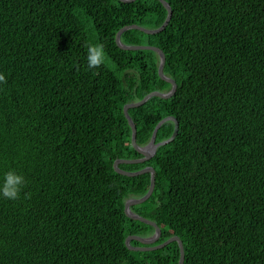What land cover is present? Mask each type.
<instances>
[{"label":"trees","instance_id":"trees-1","mask_svg":"<svg viewBox=\"0 0 264 264\" xmlns=\"http://www.w3.org/2000/svg\"><path fill=\"white\" fill-rule=\"evenodd\" d=\"M166 1L164 30L121 35L161 48L177 83L128 110L138 145L159 123L163 142L153 193L131 207L160 243L181 239L184 264H264V0ZM167 15L161 0H0V177H25L18 199L0 197V264H179L178 241L126 244L155 231L125 212L151 174L114 166L140 155L124 106L172 88L157 52L116 34ZM97 43L105 63L89 68Z\"/></svg>","mask_w":264,"mask_h":264},{"label":"water","instance_id":"water-1","mask_svg":"<svg viewBox=\"0 0 264 264\" xmlns=\"http://www.w3.org/2000/svg\"><path fill=\"white\" fill-rule=\"evenodd\" d=\"M122 1L123 2H131V1H134V0H122ZM161 2L167 8L168 15L166 17V20L164 21V23L160 27H158L156 29H149V28H146V27H143V26H140V25L132 24V25L123 26L116 34V42L123 49H132V50L148 49V50H153V51L157 52L159 54V57H160L159 74H160V76H161V78L163 80L167 81L168 83H170L172 85L171 90L168 91V92H162V91H158V90L152 91V92L148 93L147 95H145L141 100L128 103V104H126L124 106V112H125L126 117L128 118V120H129V122L131 124V127H132V141H133V145L135 146V149L141 154H143L144 151H145V148H147L149 146L152 148L153 153H155L157 147L161 143H163V142H157L156 141L157 131H158L161 123H159L156 126V128L154 130V133H153V136H152L151 141L149 142V144H147L146 146L138 145L137 142H136V139H137V127H136L135 123L133 122V120L131 119V117H130V115L128 113L129 108L141 106L153 96H159V97H163V98L170 97L171 95H173L175 93V91L177 89V83L172 77H169V76L165 75V73H164L166 57H165V54H164V52H163V50L161 48H159V47H157L155 45H128V44H125V43L122 42L121 35H122V33L125 30L131 29V28H136V29L142 30V31H144L145 33H148V34H156V33L161 32L162 30H164V28L168 25V23H169V21H170V19L172 17V9H171L170 4L166 0H161ZM168 119H170V117H168ZM175 121H176V128H175V131H174V133L172 135V138L176 136V134L178 132V128H179L178 121L176 119H175ZM147 159H149V157H147V158L146 157H142V158H138V159H117L114 162V166H115L116 170L118 172H120V173L125 174V175L136 176V175L144 174L147 171H150L152 173V175H151V184H150L148 192L143 197L132 198L129 201H127L126 206H125V212L132 219L141 220V221L147 222L150 225L154 226L155 227L156 238L151 239V238H144V237H141V236H138V235H129L126 238V244L131 249L143 251V250H155V249H158V248H163L164 246L168 245L169 243H171L173 241H178V243L180 245V248H181V257H180L179 264H184L185 250H184V247H183V243H182L181 239L178 236H172V237L168 238L167 240H165L164 242L160 243L159 245L148 247V248H146V247H135V246H132L130 244L131 240H133V239L138 240V241H140L142 243H145V244H152L153 242L157 241L160 238L161 233H162L161 232V228L158 226V224L156 222H154L152 220H149V219H147V218H145V217L133 212L132 209H131L132 205L143 203L144 201H146L152 195L153 190L155 188V184H156L155 169L150 168V169H147V170L144 169V170H139V171H125V170L119 168V164H121V163L137 164V163H142V162L146 161Z\"/></svg>","mask_w":264,"mask_h":264},{"label":"clouds","instance_id":"clouds-1","mask_svg":"<svg viewBox=\"0 0 264 264\" xmlns=\"http://www.w3.org/2000/svg\"><path fill=\"white\" fill-rule=\"evenodd\" d=\"M105 59H106L105 49L102 44L97 43V44H90L88 46L87 62L89 68H99L105 63ZM6 80H7L6 75L2 71H0V83H5ZM24 184H25L24 175L18 173L15 169L8 170L3 174L2 177H0V197L7 198L9 200L18 199L23 191Z\"/></svg>","mask_w":264,"mask_h":264},{"label":"flooded vegetation","instance_id":"flooded-vegetation-1","mask_svg":"<svg viewBox=\"0 0 264 264\" xmlns=\"http://www.w3.org/2000/svg\"><path fill=\"white\" fill-rule=\"evenodd\" d=\"M149 144V143H148ZM147 145V144H146ZM146 145H143V146H146ZM139 153V152H138ZM156 153V152H155ZM155 153H153V151H152V148L149 146V147H147V148H145V151H144V153L143 154H141V153H139L140 155L139 156H137V157H134V158H127V159H138V158H142V157H149V159H147L146 161H144V162H142V163H137V164H144L143 166H141V167H139V168H136L135 166H124V167H122V165L123 164H125V163H122V164H119V168H121V169H123V170H125V171H139V170H144V169H150V168H153V169H155V173H156V168L153 166V164H150V163H148V162H150L151 161V159H152V157L155 155ZM122 159H125V158H122ZM121 165V166H120ZM145 173H149V174H151L152 175V173L150 172V171H147V172H145ZM144 173V174H145ZM133 197H131V198H129L128 199V201L130 200V199H132ZM132 209V208H131ZM132 211L133 212H135V210L134 209H132ZM136 213V212H135ZM138 214V213H137ZM139 236V235H138ZM141 237H143V236H141ZM144 238H151V239H154V238H156V235H155V231H153V233L152 234H150V235H146V236H144ZM160 239V238H159ZM159 239L157 240V241H155V242H153L152 244H145V243H142V242H140V245H137L138 247H146V248H148V247H152V246H157V245H159L160 244V242H159ZM143 251H145V250H143Z\"/></svg>","mask_w":264,"mask_h":264},{"label":"rangeland","instance_id":"rangeland-1","mask_svg":"<svg viewBox=\"0 0 264 264\" xmlns=\"http://www.w3.org/2000/svg\"><path fill=\"white\" fill-rule=\"evenodd\" d=\"M144 40H145V39H144ZM141 43H142L141 45H149V44H147L145 41H142ZM165 75H166V74H165ZM167 76H168V75H167ZM171 86H172V85H171ZM170 90H171V89H170ZM170 90H169V91H170ZM156 150H157V149H156ZM137 207L140 208L141 205H138Z\"/></svg>","mask_w":264,"mask_h":264}]
</instances>
